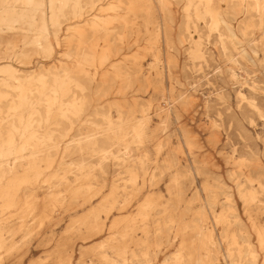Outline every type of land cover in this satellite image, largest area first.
<instances>
[{
    "label": "rangeland",
    "instance_id": "obj_1",
    "mask_svg": "<svg viewBox=\"0 0 264 264\" xmlns=\"http://www.w3.org/2000/svg\"><path fill=\"white\" fill-rule=\"evenodd\" d=\"M142 1L103 0L85 18L65 22L56 50L59 61L43 45L32 43L38 36L34 28L21 21L13 30L3 26L0 52H15L19 59L14 64L24 73L59 65L77 69L76 51L67 56V48L78 46V35L69 30H84L82 38L91 39L87 46L93 44L97 53L108 47L110 59L104 67L99 59L96 66L78 67L89 76L78 75L87 88L85 106L70 115L71 121L57 118L58 104L50 127L31 122L34 108L12 109L19 80L0 91V264H58L60 254L66 256L71 247L73 264L82 254L84 264H105L101 253L122 262L114 245L125 247L126 264H175L183 246L185 264H193L189 253L195 263L233 264L232 235L243 250L240 256L234 251V258L241 264H264V242L258 236L264 231V0L212 1L236 34L231 39L226 24L215 31L208 24L211 18L198 19L194 13L186 30L183 14L190 0H165L167 8L156 0ZM193 3L192 12L202 7L200 0ZM26 14L25 22H32L33 13ZM98 15L110 23H102L99 30L85 25ZM195 40L201 43V58L188 53ZM162 103L169 108H160ZM35 107L45 111L39 104ZM107 118L125 132L145 125L142 143H130L133 162L128 166L133 172L120 162L124 145L116 139L106 144V137L99 135L98 146L78 150L79 141L89 142L88 135L96 131L102 134L93 124L103 128ZM57 123L67 137L50 142L47 133ZM9 132L15 148L42 144L40 138L44 155L29 158L26 151L23 158L5 156L11 146ZM100 146L109 147L105 159L92 152ZM89 193L96 196L87 202ZM103 204L110 215L102 212L99 222L89 226L85 217ZM145 206L148 217L142 219Z\"/></svg>",
    "mask_w": 264,
    "mask_h": 264
},
{
    "label": "bare ground",
    "instance_id": "obj_2",
    "mask_svg": "<svg viewBox=\"0 0 264 264\" xmlns=\"http://www.w3.org/2000/svg\"><path fill=\"white\" fill-rule=\"evenodd\" d=\"M101 1H103V0H0V6H1V10H0V33H4L5 32V30L3 29V26L4 27L6 26L7 27L6 29H8V30H13V29H15V28H13V27H15V24H17V23H19L21 21L22 23L21 22L20 23L22 25L23 24L29 25V27L34 28L33 32L38 34L37 37H34V40H33L32 43H34L36 45H40V44L43 45L45 47V49L49 50V52L48 51L47 52L50 54L52 59L55 58L53 60L59 61V57H58L59 53L56 50L58 49V47L60 46V43H61L60 37H59V33H60V28L62 27V25L65 22H68L70 20H74V19H78L79 20V19L83 18L87 10H90V9L93 10L96 7V5L99 2H101ZM157 1L159 2V4L162 5L163 8H167L165 0H156V2ZM212 1H214V0H200V4H202V7L195 8L194 12H192V9L194 8V3H193L194 0H190L189 4L184 8V14H183L184 15L183 16L184 27H186V30L189 29V25L191 24L192 19H193L192 13H194V15L197 16L198 19L200 18V19L206 20V18L207 19L211 18L210 21L208 22V24H210V27L213 30H215V31H218V28L221 25V23L226 24V26L228 28V31H229V34H230L229 38L230 39L231 38H236L237 37L236 34L231 30L230 27H228L227 22L224 20L223 15L220 13V11L218 9H215V8L212 7ZM225 1L228 2V0H225ZM231 1H233V0H231ZM241 1H243V0H241ZM144 2H146V1H144ZM246 3H247V1H246ZM254 5L257 6L256 9H258L259 11L262 10V7L258 3L254 4ZM115 8H116L115 6H113V5L111 6L110 5V9L111 10H114ZM254 9H255V7H253V10ZM120 10H122V9H120ZM28 12H32L33 13L32 16H33L34 19H33L32 22L26 23L25 22V17L27 15L26 13H28ZM111 14H113V13H111ZM116 15H117V13H116ZM36 17H39L40 20L36 19ZM116 17H114V18H116ZM146 18H147V16H146ZM167 19H169V18L167 17ZM103 20H104L103 17L98 15V16H95L93 20L86 22L85 25L91 26L93 28H97L98 29L104 23H107V24L110 23L109 21L105 22V20L104 21ZM69 25H71V24H69ZM79 25L81 26V24H79ZM159 25L161 27L163 26L162 21H160ZM71 26H73V25H71ZM80 26H78V27H80ZM125 26H126V24H125ZM111 29H112V27H111ZM69 31L70 32L73 31L74 34L76 33V36L78 35V38H76L74 36L77 39V41H78V46H76L74 48H72V47H68L67 48L68 49L67 56H70V55L73 54V52H72L73 49L76 51L74 55H75V58L77 59L76 62H75V63L78 64L77 69H71L72 67L69 68V67H66V66L59 65L60 67L57 66V67H53L51 69L47 68L48 70L47 69H43V68H39V69H37L35 71H31L30 73H24L25 70H23L17 64H14L15 62H17L15 59L18 58V55L15 54V52H13V53H11V52L10 53H4V54L0 52V76H3L2 78L0 77V91L8 90L9 88H11L12 87V84H11L12 80H14V79L19 80V82L21 84L19 86H16L17 92H18V95H17L18 98H17V100H14V101L11 100V102H12L11 108L12 109H17L19 107H31V108H34L32 110L31 117H30L31 122L35 121L38 124H45V125H49V127H50V124H52L53 119H57L58 118V119H61V120L71 121L70 115L76 114L79 110H82L84 108V106H85V97H84L83 94H84V92L86 91L87 88L85 86H83V84L80 83L81 79L78 78V75H79V77H81V76H86V77L89 76L87 74L86 70L79 69L78 67H82L81 65L84 66V65H89V64H91V66H96L95 65V61L97 59L100 60L99 66L100 67H104L106 65V63L109 61V59H110L109 58V54L107 52L108 51L107 50L108 47L106 49H103L101 53L99 52L100 53L99 54V53H97V50H96L97 48L94 47L93 44H92V46H87V41H89V43H90L91 39L90 38H82L83 37L82 36V34H83L82 32L84 30L82 31V30L79 29V31H76V30H69ZM242 32H243V35H245L244 29L242 30ZM85 34H83V35H85ZM66 36H67V34H66ZM223 38H224V35L220 34V39L224 43V39ZM256 38H257V36H256ZM125 39H127V38H125ZM21 40H23V39H21ZM73 40L74 39H68L67 41L72 42ZM107 40H108V38H107ZM156 40H157V38H156ZM6 41H8V40H6ZM96 41H98V40H96ZM109 42H111V41H109ZM0 44H1V36H0ZM191 44L192 45L188 47V53L191 55V57L201 58L202 55H203V52H202V49H201L200 41L199 40H195ZM12 45H14V44H12ZM12 45H11V47H12ZM109 45H111V44H109ZM8 46H10L9 43L7 45V49H9ZM69 46H70V44H69ZM20 50H21V48H20ZM142 50H143V48H142ZM58 51H60V50L58 49ZM63 51H65V50H63ZM21 53H23V52H21ZM147 54H145V55H147ZM64 55H66V54H64ZM118 55H119V52H116L115 56L117 57ZM228 55H230V54H228ZM165 56H166V53H165ZM122 57H123V55H122ZM144 59H145V57H144ZM172 59L173 58H171L169 60V65H171ZM30 62H32V61H30ZM230 62H231V60H230ZM113 66H114L113 67V69H114L117 65L116 66L113 65ZM140 67H143V66L141 65ZM107 73H109V72H107ZM133 73H135V72H133ZM95 77L96 76H94V78ZM122 77H124V76H122ZM233 78H234V76H233ZM162 91H164V90H162ZM77 92H80L81 95H79ZM36 93H43L44 97L38 99V98L34 97V94H36ZM69 93H72L70 95L71 96L70 98H68ZM155 96H157V95H155ZM238 96L242 100H247L245 95L242 92H239ZM180 101H184L182 103H185V100H183V99L180 100ZM35 104L36 105L39 104L40 107L43 106L45 108V111L42 113L41 109H39L38 107H35ZM57 104H58V115H57L58 117L56 118L54 116V114H53V108ZM251 105L253 106L252 103H251ZM167 107L169 108L168 103H162L160 105V108H163V109L167 108ZM2 120L3 119L0 118V121H2ZM58 126H59V123H57V127L51 128V130L47 133V138H48V140L50 142H56L57 140L63 141V139L67 137V134L64 131L58 130ZM93 126H95L97 129H101L102 130L101 131L102 134L100 132L98 134H96L97 133V131H96L95 134L88 135V137H89L88 141L89 142L83 143L82 141H79L78 144H77L78 150L79 151H83L84 149H87L89 145H92L94 147L98 146L99 135L103 136V137H106L105 142H108L106 144H109V143L115 141V139H116L117 142H118L117 143L118 145H120V144L124 145L123 149L121 150V156L118 157V158H121V159H119L120 162L122 163L123 166H126L128 168V171L133 172L134 169H132L130 166H128V164L130 162H133L132 161L133 160L132 159L133 155H132L130 143H133V144H141L142 143L143 135H144V128L143 127H145V125L141 122L140 124H138L136 126H131L130 127L131 131L125 132L124 129L122 128V126L114 125V122L111 119L107 118V122H106L105 127L102 128V126H100L98 124H93ZM119 131L121 132L120 136H119V133H118ZM130 135H131V141L132 142L130 141V139L127 140L128 136L130 137ZM32 138H35V136H32ZM8 140H9V143L11 144V146H10L9 150L6 152L5 156H8L9 158H11V157H14L16 159L17 158H23L24 153L26 151L29 152V156H28L29 158H33L34 156L39 157L40 155L43 156L44 153H45V149L46 148L40 146V145H42L44 143L43 140H41L40 138L37 139V142H40L42 144H39V143H32V144L26 143L24 145H19L18 148H15L16 143H15L13 137L11 136L10 132L8 133ZM54 145H55L54 147H56L58 144H54ZM92 152H97V154H99L100 158H104L105 159L109 155L110 150H109V147L100 146V147L95 148L94 150H92ZM131 181L133 183H136L135 178H132ZM90 190L91 189L89 188L87 191H85V193H88V191H90ZM85 193H83V194H85ZM95 196H96L95 194L89 193V195L87 196V200L86 201L90 202L91 199H93ZM210 205H211V203H210ZM146 206H148V205H146ZM146 206L142 209V213L140 214V217L142 219H147V217H148L147 214L145 213L146 212V209H145ZM102 212H104L106 214V218H107L110 215V213H111V209L107 210L106 207L103 204L99 208H95V209L91 210L88 213V215L85 217V219H87V221L89 222L88 223L89 226H93L95 223L99 222L100 214ZM216 220L217 221H222V217L218 216V217H216ZM224 222H228V220L224 219ZM117 223H118V220L114 221V226H116ZM103 226L104 225H101V230L99 229L98 232H101L103 230ZM117 234H119V233H117ZM258 236H259L260 242L263 243L264 242V231H260L258 233ZM209 237H211V233H208V238ZM206 238H207V236H206ZM230 239H231L230 240L231 241L230 258L232 260V263L233 264H241V261H239L238 259L234 258V255H235L234 251L240 256L243 253V250H242L241 247H239V244L237 242V238L234 235H232V237ZM104 247H105V245L102 244V245H100L99 248H104ZM121 247L122 246L114 245V247H112V249L115 251V253H117L122 258V262L117 260V259L113 260V259L107 258L105 253H101L100 254L101 258H102V261L105 264H126L127 263V259L124 256L125 247H124V249H122ZM183 248H184V251L187 250L186 246H183ZM203 248H207V245H206L205 241L203 243ZM122 250H123V252L121 253ZM184 251H183V253H179L178 255H176V257L174 259L175 264H185L186 263ZM73 253H74V251H73V248L71 247L70 249H68L65 252L66 256L60 254L61 258H60L58 264H73L72 263V261H73L72 259H73V256H74ZM252 256H253V254H252ZM187 257L189 258V262L190 263L199 264L198 262L195 263L193 261L192 255L190 253L187 255ZM239 258H241V257H239ZM84 259H85V257L82 254L81 257L79 258V260L77 261V264H84Z\"/></svg>",
    "mask_w": 264,
    "mask_h": 264
}]
</instances>
